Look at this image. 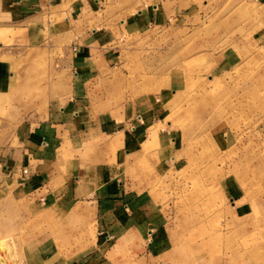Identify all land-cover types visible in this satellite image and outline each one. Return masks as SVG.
I'll return each instance as SVG.
<instances>
[{
	"label": "rangeland",
	"instance_id": "1",
	"mask_svg": "<svg viewBox=\"0 0 264 264\" xmlns=\"http://www.w3.org/2000/svg\"><path fill=\"white\" fill-rule=\"evenodd\" d=\"M153 4L164 11L158 24L116 32L107 95L91 105L102 101L105 119L114 121L128 98H158V129L144 154L127 161L112 144L82 143L83 153L105 157L102 176L113 195L122 185L137 201L128 213L146 219L134 228L157 235L149 239L160 255L153 264H264V0H109L78 23L109 29L119 21L107 25L114 9L125 19ZM6 107L0 103V125L17 126L20 117L9 120ZM12 128L0 127V136ZM40 202L0 192L7 264H39L40 243L61 251L92 244L94 220L78 224L52 200Z\"/></svg>",
	"mask_w": 264,
	"mask_h": 264
},
{
	"label": "crops",
	"instance_id": "2",
	"mask_svg": "<svg viewBox=\"0 0 264 264\" xmlns=\"http://www.w3.org/2000/svg\"><path fill=\"white\" fill-rule=\"evenodd\" d=\"M107 1L0 0V103H6L9 120L20 117L17 126L8 120L0 125L18 128L0 136V156L6 159L0 192H22L43 204L52 200L60 209L57 213H70L78 224L92 219L97 225L85 249L61 251L57 244H37L39 264H153L160 258L149 240L157 235L146 237L133 227L139 229L146 220L128 213L137 201H128L122 185L113 195V186L102 176L108 160L84 154L81 145H116L127 161L144 154L158 129L155 119L161 117L160 99L133 97L119 107L124 113L119 120L105 119L110 109L102 107V101L119 56L116 32L126 36L142 31L165 16L153 4L125 19L124 12L114 9L106 16L107 25L114 23L112 17L119 21L109 29L90 30L78 23ZM37 66L38 76L33 72ZM101 97L100 104L91 105Z\"/></svg>",
	"mask_w": 264,
	"mask_h": 264
},
{
	"label": "bare ground",
	"instance_id": "3",
	"mask_svg": "<svg viewBox=\"0 0 264 264\" xmlns=\"http://www.w3.org/2000/svg\"><path fill=\"white\" fill-rule=\"evenodd\" d=\"M0 257L2 259V262L0 264H7V260L2 255H0Z\"/></svg>",
	"mask_w": 264,
	"mask_h": 264
},
{
	"label": "built area",
	"instance_id": "4",
	"mask_svg": "<svg viewBox=\"0 0 264 264\" xmlns=\"http://www.w3.org/2000/svg\"><path fill=\"white\" fill-rule=\"evenodd\" d=\"M25 172H27V171H25Z\"/></svg>",
	"mask_w": 264,
	"mask_h": 264
}]
</instances>
